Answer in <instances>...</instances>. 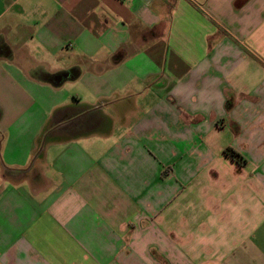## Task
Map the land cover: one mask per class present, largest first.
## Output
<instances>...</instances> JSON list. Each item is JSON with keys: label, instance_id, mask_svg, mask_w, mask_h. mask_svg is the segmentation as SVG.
Masks as SVG:
<instances>
[{"label": "crops", "instance_id": "0c3cea01", "mask_svg": "<svg viewBox=\"0 0 264 264\" xmlns=\"http://www.w3.org/2000/svg\"><path fill=\"white\" fill-rule=\"evenodd\" d=\"M0 264H264V0H0Z\"/></svg>", "mask_w": 264, "mask_h": 264}, {"label": "trees", "instance_id": "16d2710c", "mask_svg": "<svg viewBox=\"0 0 264 264\" xmlns=\"http://www.w3.org/2000/svg\"><path fill=\"white\" fill-rule=\"evenodd\" d=\"M225 152L230 155L232 158H234L240 165H245L246 160L238 153L236 150H234L231 147H227Z\"/></svg>", "mask_w": 264, "mask_h": 264}, {"label": "water", "instance_id": "95a60500", "mask_svg": "<svg viewBox=\"0 0 264 264\" xmlns=\"http://www.w3.org/2000/svg\"><path fill=\"white\" fill-rule=\"evenodd\" d=\"M64 77H65V75H64ZM62 78V77H61Z\"/></svg>", "mask_w": 264, "mask_h": 264}]
</instances>
